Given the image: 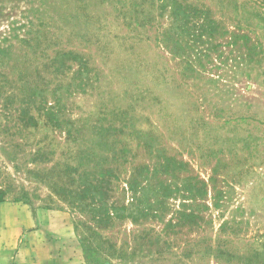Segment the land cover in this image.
Returning <instances> with one entry per match:
<instances>
[{
	"label": "rangeland",
	"instance_id": "1",
	"mask_svg": "<svg viewBox=\"0 0 264 264\" xmlns=\"http://www.w3.org/2000/svg\"><path fill=\"white\" fill-rule=\"evenodd\" d=\"M199 1L259 55L222 37L191 70L164 41L163 0H0V264H87L83 235L129 253L104 264H264V0H238L254 17ZM139 166L174 190L157 216L99 224L70 195L91 172L109 180V210L129 206ZM146 192L129 211L150 207Z\"/></svg>",
	"mask_w": 264,
	"mask_h": 264
},
{
	"label": "trees",
	"instance_id": "2",
	"mask_svg": "<svg viewBox=\"0 0 264 264\" xmlns=\"http://www.w3.org/2000/svg\"><path fill=\"white\" fill-rule=\"evenodd\" d=\"M246 4V1L239 3L238 0H235V8L237 10H240L241 7L244 12L248 13L251 17L259 15L257 10H254V8L252 9L246 7ZM159 8L161 11V15H167L169 19V25L167 26V28H165L163 32L164 41L172 46V48L174 49V54L178 55V53H180V55H183L182 58L186 61V63L191 61V63H187V65L188 67H191V70L193 71V62H197V60L199 62L202 61V58L204 56L208 57L210 55V53H208L209 50H215L220 45H222V43L217 42L218 38L228 36L229 38L226 41L228 45L241 47L242 45L246 46V56L241 54V57H247L250 61L254 60V56L259 55V51H257V49L263 48V44L261 41H258L256 45L249 44L250 38L248 37V35H241L234 30H229L225 21L222 18L214 16L212 8L207 4H204L202 6L199 0H163V2H161V4L159 5ZM36 10L39 9L36 8ZM262 21H264V17H262ZM241 26L242 25L239 22L235 24L236 28H239ZM18 37L20 39L26 40L23 36L20 37L18 35ZM238 39L243 40V42L240 44ZM26 41L29 42L28 40ZM206 44L209 45L210 48L208 47L204 50L203 48L199 49V47L205 46ZM7 52H10V47L4 44L0 45V60L4 58V56L6 57ZM71 52L72 51L69 52L63 50L57 51V54L55 55V58L52 62L60 66L65 65L66 58L69 56V54H72ZM192 57H196V60L191 59ZM70 67V65L66 66V68ZM55 93L59 94V90H56ZM47 110L50 111L48 114L49 117H51L52 119L56 118V122L61 123L59 116H57L55 113L54 107L48 108ZM68 130L69 134H72L71 129ZM144 144L151 151H154V146L157 145V140L155 141V143L146 140ZM93 153L94 150L91 152L87 150L86 152H83L82 158H88ZM157 155L161 156L160 154ZM163 158H165L164 162H160L159 165L163 166L164 168H169V164L173 163V165L175 164V166L177 167L176 164L178 162L173 157L165 155L163 156ZM178 164L181 165V162H179ZM136 170V173L132 175L130 179H128L129 188L134 193L133 201L136 200V203L132 202L129 206H114L113 211L109 210L108 201L105 197L107 192L110 190L108 186L109 180H104V178L99 179L96 176L91 177L89 176L92 175L91 172L87 173V176L85 177L84 181L80 183V186L79 188H77V190H71L70 195H73L74 197L77 196V198H79V195H82V197H89L91 199V204L89 205L91 207H95L92 209L95 212H98L95 214V217L99 224H103V221L107 222L108 220L112 219L113 216L117 215L118 217H131L134 221H138L141 217H148L151 214L153 216H157L158 210L154 211L155 209L153 203H156L157 206L158 204L160 206H166L168 199L171 197V194L174 192V190H172L171 184H167L163 180L156 182L157 184H154V182H152L153 179L157 177L158 169H155V173H152L151 176H149V173L145 175V172H149L148 166H139L138 168H136ZM157 186L160 187L158 188ZM148 189H150L152 195L155 197L154 202H149L150 207H146V209H141L140 207L138 209L137 214L132 211H129L134 207H138V204L142 203V195L146 194V198L149 197V194L146 192V190ZM194 189L195 188L188 189L191 195L196 193ZM180 190L181 188H178L175 192H178ZM4 199L5 191L0 190V202L4 201ZM102 209L104 210L102 211ZM122 210H126L127 213L121 215L120 212ZM96 234L99 233L96 232ZM82 238V246L84 249V255L87 264L111 263L112 257L123 258V256H127L129 254L125 251L123 247L118 248L116 244L109 243L110 240L107 237L102 236V242L97 241V243L92 241L89 236L83 235ZM159 253L162 252L159 250ZM131 255L133 256L134 253H131Z\"/></svg>",
	"mask_w": 264,
	"mask_h": 264
}]
</instances>
